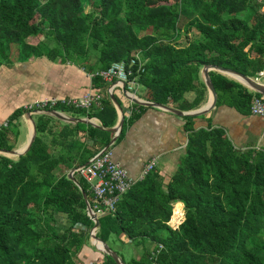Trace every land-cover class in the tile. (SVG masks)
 Here are the masks:
<instances>
[{
	"label": "trees",
	"instance_id": "16d2710c",
	"mask_svg": "<svg viewBox=\"0 0 264 264\" xmlns=\"http://www.w3.org/2000/svg\"><path fill=\"white\" fill-rule=\"evenodd\" d=\"M83 6V0H0V69L45 58L91 75L135 59L145 70L138 73L136 66L130 79L145 88L143 99L166 106L197 90L202 68L257 77L264 67V0H95L90 14ZM193 30L198 37L191 39ZM182 33L190 42L184 47L178 46ZM210 77L221 95L218 106L230 100L250 113L252 98L262 97L220 73ZM92 80L103 90L101 78ZM102 102L96 113L62 103L45 111L89 113L111 130L118 117L109 100ZM26 113L20 107L9 117L0 150L16 149L11 138ZM187 119L189 142L168 184L157 169L137 181L115 214L98 218L97 238L112 251L111 242L125 247L122 237L129 240L137 257L115 252L125 264H264V150L236 148L222 128L195 132L194 118ZM33 121L37 135L30 150L17 160L0 155V264H83L78 255L90 248L95 225L82 191L92 209L94 196L87 180L76 175L75 184L67 176L114 135L47 115ZM81 134L95 147L78 139ZM176 203L186 213L173 229L168 223ZM99 255L94 264H117Z\"/></svg>",
	"mask_w": 264,
	"mask_h": 264
},
{
	"label": "crops",
	"instance_id": "0c3cea01",
	"mask_svg": "<svg viewBox=\"0 0 264 264\" xmlns=\"http://www.w3.org/2000/svg\"><path fill=\"white\" fill-rule=\"evenodd\" d=\"M189 37L191 39L193 37H198V33L193 30L192 34H189ZM189 43L188 37H184V33H182L178 41V46L184 47L189 45ZM22 65L25 67V70L20 69ZM16 67L17 69L14 70H11L12 68L0 69V122L9 121V117L17 109L24 107V104L28 105L37 100L56 99L58 101H68L79 99L86 94L100 96L102 101L107 102L109 100L114 107L118 117L116 126L120 123L122 118L120 111L123 113L124 126L126 122V126L124 127L125 130L123 128L124 134L121 138H118L116 143L113 144L109 150L113 153L114 161L119 163L133 180H142L141 175L143 174L144 168L149 162L156 159V169L160 171L162 183L164 186L168 184L172 176L177 172L189 142L190 132L186 129L188 116L194 118L191 120V123L193 124L195 132L222 128L236 148L241 150H246L248 148L264 150V119L246 111H239L234 105H229L230 100L225 101V104L219 106L217 102L216 108L208 115L201 117L190 115V113L205 111L211 104L212 97L205 83L203 74L204 68H202L200 72V83L195 92L192 91L179 100H168L165 106L184 113V115L181 116L173 114L165 109L136 106L125 97L122 87L116 85L113 91V97L119 104L120 108L118 109L109 94L110 84L104 82L105 87L103 90H97V88L93 86V80L89 75L90 73H87V70L70 62L34 58L26 63H18ZM262 70L264 71V69ZM212 73H220L237 84L241 83L247 90L257 94L245 83L230 76V74L212 70L209 72V77ZM11 75L16 76L10 78ZM251 78L264 84V75L260 76L258 73L257 77ZM139 86L140 85L137 87ZM137 91H134L135 96L141 99V101L148 102L143 99V97L138 96ZM217 95L219 100L221 95L218 93ZM95 108V106L92 107V109ZM86 110L87 112L89 111L88 109ZM94 111L93 113H96L97 110L95 109ZM59 113L72 119V122L60 120L64 124L75 126L77 123H86L102 131L109 132L108 130H110L105 129L96 117L90 118L88 116L89 113L85 115H80L73 111L70 113ZM36 115L38 114L31 115L34 120ZM25 117L26 116L23 115L19 120L22 121V118L26 120L27 118ZM78 120L85 122H80ZM63 123L60 125L55 124L56 128L54 124H52L51 126L54 127V132L57 133ZM30 129L31 125L27 119L28 142L31 136ZM78 139L81 141L87 140L89 147H95V143L89 141L86 134L79 135ZM113 139L114 137L112 140ZM52 141L53 135L50 133L48 142L52 144ZM26 145L22 147V149H25ZM108 147L109 146L102 149V151L106 150ZM58 150L59 146L57 143L55 151ZM76 175L78 176L77 173H74L73 177L75 178ZM185 213L186 210L184 205L181 203L174 204L173 215L168 225L173 229H177L182 221H184ZM122 241L127 246L123 247L121 244L120 247L124 252L126 251L128 253V258L137 257L138 254L135 253L136 251L131 246H128L130 241L125 237H122ZM91 248V246L90 248L88 247V249L83 248L78 255L82 263L87 262V259L90 264H94L102 259V257H100L101 255L95 253Z\"/></svg>",
	"mask_w": 264,
	"mask_h": 264
},
{
	"label": "built area",
	"instance_id": "2783aa9c",
	"mask_svg": "<svg viewBox=\"0 0 264 264\" xmlns=\"http://www.w3.org/2000/svg\"><path fill=\"white\" fill-rule=\"evenodd\" d=\"M140 56L137 55V59ZM264 60V55H263ZM138 66L137 72H143L145 69L142 61L132 59L130 63L118 62L114 63L108 70L97 71L90 75V78L96 76L102 79L103 82L110 84L109 93H112L115 86L126 84L129 95H134L136 87L139 85L137 78L130 79L133 75L134 68ZM264 69V68H263ZM259 75L263 76L264 71H259ZM116 81V84H112ZM58 103L73 106L75 108H86L90 110L93 106L97 108L102 107V98L100 96L85 95L79 99L58 101L56 99L37 100L24 107L28 113L34 111L51 109ZM250 114L264 119V103L262 97L254 96L250 105ZM9 122H0V133L9 128ZM157 167V160L154 159L149 162L144 168L141 179L149 175ZM75 173L87 180L90 184L92 194L94 196L95 207L94 213L98 218L109 214H115L120 199L128 193L133 185L138 180L131 179L128 172L113 159V153L108 149L107 151L99 153L91 162L85 165L78 166ZM81 230L85 229L81 225L76 226ZM162 246H159L161 249ZM147 264H156L154 260Z\"/></svg>",
	"mask_w": 264,
	"mask_h": 264
},
{
	"label": "water",
	"instance_id": "95a60500",
	"mask_svg": "<svg viewBox=\"0 0 264 264\" xmlns=\"http://www.w3.org/2000/svg\"><path fill=\"white\" fill-rule=\"evenodd\" d=\"M215 70V71H219V72H225L227 74H230V76L235 77L236 79H238L239 81L245 83L248 87L251 88V90L255 91L257 94H259L260 96L264 97V84L260 83L259 81H257L256 79H253L247 75H241L233 70L230 69H222L219 67H206L204 68V78H205V83L208 87V90L211 94L212 100H211V104L210 107L208 109H206L205 111H202L200 113H190V115L196 116V117H201V116H205L208 115L209 113H211L217 106V102H218V95L217 92L215 90L214 84L212 82V80L209 77V72ZM124 95L126 98H128V100L132 101L133 104H135L136 106H141V107H147V108H154V109H165L168 110L169 112L173 113V114H177V115H184V113H181L175 109H172L170 107H165V106H160L158 104L155 103H149V102H145V101H141V99H134L131 98L127 95L126 92V88H125V84H124ZM112 97V101L116 104V106L119 107V104L117 103V101L115 100V98L113 97V95H111ZM137 98V97H136ZM122 118L120 123L111 130H108L110 133H112L114 135V139L112 140L111 144L109 145V147L104 151H107L108 149H110V147L116 143V141L118 140V138L120 137V135L122 134L123 128H124V117H123V113L120 111ZM33 114H41V115H47V116H52L56 119L62 120L64 122H72V119L68 118L65 115H62L61 113L57 112V111H34L32 113H26L25 116L28 119V121L30 122L31 125V129H30V140L27 144V147L25 149V151L23 153L19 154V150H0V155H4L7 156L11 159H14L16 157H11L9 154L18 156V159L21 156H24L31 148L32 144L34 143L35 139H36V128H35V123L32 119ZM80 122H85L82 120H78ZM17 160V159H14ZM76 171V168H72L69 172V175L67 176L69 179H71L73 182H75V184L77 183V180L73 177L74 173ZM82 196L83 199H85L86 204H87V211H88V216L90 217V220L94 223V228L91 231V241H93V245L97 248V250H99L103 255L108 256L113 258L117 264H125L124 261L114 252L110 249V247L105 244L104 242H102L101 240H99L97 238V232L100 229V223H99V219L97 217V215L94 213L91 205H90V201L89 198L87 196V194L85 192L82 191ZM97 244H101L103 246L102 249H100Z\"/></svg>",
	"mask_w": 264,
	"mask_h": 264
},
{
	"label": "rangeland",
	"instance_id": "374dc122",
	"mask_svg": "<svg viewBox=\"0 0 264 264\" xmlns=\"http://www.w3.org/2000/svg\"><path fill=\"white\" fill-rule=\"evenodd\" d=\"M94 1L95 0H83V2H85V6H83V13L90 14V13L94 12V10L92 8V4H93ZM41 40H43V38H41ZM31 59H34V58H31ZM14 69H17L16 65L11 70H14ZM20 69L25 70V67L22 65L20 67ZM12 76H16V75H11L10 78H12ZM115 83H116V81H113L112 82V84H115ZM140 86L139 87H136V91L138 90L137 91V95L143 97V95L145 94V88L143 86H141V88H140ZM125 88H126V84H125ZM139 88H140V91H139ZM122 90H124V85H122ZM126 92H127V95L129 97L134 98V99H138L134 95H129L128 94V91H127V88H126ZM109 94L111 96V95H113V92L112 93H109ZM130 102H132V101H130ZM24 107H27V104H24ZM40 111H45V110H40ZM17 130H18V134H17V138L15 137L16 139H15V144L14 145H16V149L15 150H20V149H22V147H24L28 143V137H27V119L25 120V119L22 118V121L19 120V122L17 123ZM11 139H12V142L14 143V137H12ZM11 157H16L14 159H18V156H15V155H13ZM114 242H115V244L113 242H111L112 245H113L112 247L114 249V252L119 253L120 255H125L126 259L129 260L128 253L126 251L124 252V250L120 247L121 243H118L117 240H115ZM91 247L93 249H95V253H97L98 255L101 253L93 245V241H91ZM82 258H83V256H82ZM86 261L87 262H85L83 264H90L89 260L86 259Z\"/></svg>",
	"mask_w": 264,
	"mask_h": 264
},
{
	"label": "bare ground",
	"instance_id": "6f19581e",
	"mask_svg": "<svg viewBox=\"0 0 264 264\" xmlns=\"http://www.w3.org/2000/svg\"><path fill=\"white\" fill-rule=\"evenodd\" d=\"M28 144V143H27ZM26 147H27V145H26ZM26 149V148H25ZM25 149H21V150H19V154L20 153H23L24 151H25ZM10 156H13L12 154H9ZM97 246L100 248V249H102L103 248V246L101 245V244H97Z\"/></svg>",
	"mask_w": 264,
	"mask_h": 264
}]
</instances>
